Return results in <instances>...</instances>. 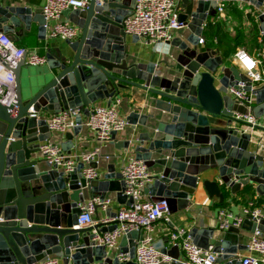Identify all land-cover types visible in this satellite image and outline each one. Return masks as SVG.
Segmentation results:
<instances>
[{
    "label": "water",
    "instance_id": "obj_1",
    "mask_svg": "<svg viewBox=\"0 0 264 264\" xmlns=\"http://www.w3.org/2000/svg\"><path fill=\"white\" fill-rule=\"evenodd\" d=\"M218 1L182 0L179 22L191 35L187 42L174 43L180 53L173 64L164 63L165 71L153 64L131 62L124 21L131 15L135 0H91L84 10L65 12L80 36L66 41L57 53L48 51L54 76L38 93L24 99L15 71L16 105L7 108L0 104V264H40L49 258L60 259L62 264H136L141 233L122 238V247L128 242L134 247L129 260L124 261L121 255L125 251L112 255L94 242L96 232H112L118 223L107 228L103 224L75 228L81 205L88 200L115 193L121 205L133 204L125 195L121 173L110 169L103 180L88 181L82 175L88 167L84 163L65 174L36 156L40 145L53 136L45 115L79 109L74 129L78 135L92 104L107 99L110 105L126 88L147 92L154 106L149 114L129 115L130 125L147 131L124 144L149 170L160 168L144 190L148 201L166 202L169 214L174 215L192 206L200 184L221 205L226 202V189L235 195L242 187L255 185L257 193L264 196V155L253 143L254 136L236 121V103L229 94L230 89L246 84L244 90L255 95L259 104L255 116L263 117L264 85L254 88L245 74L226 64L219 50L215 56L199 44ZM243 1L258 10L264 7V0ZM258 19L264 33V14ZM33 21L46 34L42 14L0 5V34L21 24L28 28ZM65 138L62 148L71 156L73 133H66ZM154 155L160 158L153 159ZM211 170L217 171L215 180H204V174ZM111 212L108 218L115 217ZM242 229L253 236L256 230L264 232V221L257 225L246 219ZM190 236L204 250L213 246L218 264H242L240 256L249 243L239 229L231 228L211 244L215 230L206 229L203 222L190 231ZM160 250L174 258L171 264H183L178 246Z\"/></svg>",
    "mask_w": 264,
    "mask_h": 264
},
{
    "label": "built area",
    "instance_id": "obj_2",
    "mask_svg": "<svg viewBox=\"0 0 264 264\" xmlns=\"http://www.w3.org/2000/svg\"><path fill=\"white\" fill-rule=\"evenodd\" d=\"M91 0H44L42 15L45 19L44 29L49 39L61 41H75L80 36V30L65 18L64 13L73 10H84ZM228 0H219L216 16L209 25L219 22H229L227 12ZM264 14V7L259 10ZM180 7L176 0H135V7L131 15L124 21V30L128 35L144 39L149 44H169L176 31L184 27L179 22ZM259 15V16H260ZM205 38H200L199 44L204 45ZM214 43H218L215 37ZM26 57L25 64L33 67L44 66L48 63L45 56L34 51L19 48L5 34H0V104L11 108L16 105V74L22 59ZM236 57L251 81L252 86L264 85V70L261 60H255L245 51H240ZM246 84H240L238 89H230L229 94L236 105L246 107V114L237 113L236 121L240 127L254 136V144L264 152V140L255 134L264 132V116L256 117L253 113L254 96L246 92ZM120 100L112 101L109 106L96 105L90 109V114L85 122L86 127L93 133L99 144L108 143L113 133L123 132L128 127V122L120 116ZM32 115H37L31 112ZM80 115L79 109L61 111L58 114L45 116L49 130L52 133L65 135L77 127L76 119ZM99 150L81 156L71 157L66 154L61 145L47 141L40 145L39 153L42 159L50 166L58 168L65 174L74 172L79 163L88 165L82 171L83 177L88 180H99L100 175L89 165L98 154ZM122 179L125 183V195L133 199L131 206H122L115 217L104 221L111 225L118 223V227L104 234H98L94 242L107 249H115L121 238L132 232L141 233L137 241L136 264H171L174 258L164 254L156 248L154 230L157 222L169 215L166 202L153 203L145 199L144 190L152 180V172L141 161L131 159L122 169ZM109 198H96L81 205L82 214L78 218L79 228L93 227V216L97 208L107 210L111 205ZM246 219L257 225L264 221V204L258 205L250 201L242 207L241 215L236 216L231 211L223 210L218 215V228L228 231L231 228L240 229ZM171 244L180 248V260L183 264H217L218 254L214 247L208 250L200 248L193 242L192 237L185 228H180L170 235ZM247 255L241 260L242 264H264V238L261 230H256L247 245ZM257 254V255H255ZM124 261L129 260L128 255H121ZM40 264H61L57 258H49Z\"/></svg>",
    "mask_w": 264,
    "mask_h": 264
},
{
    "label": "crops",
    "instance_id": "obj_3",
    "mask_svg": "<svg viewBox=\"0 0 264 264\" xmlns=\"http://www.w3.org/2000/svg\"><path fill=\"white\" fill-rule=\"evenodd\" d=\"M176 2L180 7L181 12L182 0H176ZM0 5L2 7L13 8L23 7L30 9L33 14L38 12L41 15L42 8L44 6V0H0ZM235 10L241 11L243 13L242 19L236 16ZM190 11L191 9L188 10V13ZM227 12L229 15V22H219L218 28L220 29V31L225 33L231 40L235 38L237 29L241 28L246 38L244 40V44L237 47L234 53H231L230 55L225 57L223 53L219 51V55L224 58V61L228 66L236 67L242 74H245V71L243 70L236 57V54L238 52L245 51L253 59L261 60L262 70H264V33H262L259 29V10L255 8L251 3L243 0H238L230 1V3L228 4ZM215 16L216 10L209 18V21H212ZM253 23L256 24V29H253ZM217 31V28H212L210 26L208 28H205L201 38H205L206 43L204 45H200L203 51L207 50L211 54H215V56L218 55L216 53L219 49V38L216 36ZM3 34H5L10 40H12L19 48L25 49L27 51L37 52L39 55L45 57H47L48 51L51 50L53 53H57L58 47L64 46L65 44L64 41L49 39L46 34L41 33V26L36 21H33L28 28L25 25L21 24L13 31H9ZM190 35V30L184 26L180 30L175 32L173 40L169 44L154 45L147 43L144 39H138L135 36L128 35L127 45L130 52L131 62L137 64H153L157 66V68H159L158 70L165 71L164 63L173 64L175 61L174 58L180 53L178 46L175 44L187 42V39ZM215 37L218 38L217 44L214 43ZM232 46H234V43H232ZM16 73L19 76L20 87L24 99H27L30 96L38 93L53 79L54 76V73L48 63L44 66L38 67H33L25 63H21V65L16 69ZM260 86H262V84L256 85L254 88H258ZM253 96L254 113V109L258 108L259 104L256 101V96ZM115 100H120L119 113L120 116L127 122V119L132 112H137L140 115H146L153 112L154 110V106L149 99V94L140 89L126 88L124 90H121L118 96L113 98L112 101ZM96 105L109 106V100L106 99L103 101H98L97 103L92 104L90 106V109ZM235 109L237 113L241 114H246L248 112L246 107L239 106L238 104L236 105ZM87 118L88 116H83L82 129L79 131L78 135L74 133V129L70 131V133H73L74 138V148L72 150L71 157L81 156L99 150L98 154L91 162L93 168L96 169V171L100 175L99 180H103L110 169H112L116 174L121 173L124 166L131 159H135V153L133 152V150L124 147L125 142L130 141L131 139H135L141 133H144L147 130L139 125H130L128 122V127L123 132L117 133L110 142L101 145L96 141L93 133L86 127L85 122ZM255 135L259 138H263L264 140V132H259ZM50 142L62 146V144L66 142L65 135L61 133H53ZM261 154L264 155V152L261 151ZM36 156L42 159L40 153H38ZM158 158H160V156L158 155H154L153 157V159ZM159 170L160 168L156 166L150 171L152 172V174H156ZM216 175L217 171L211 170L208 173L204 174L203 179L215 180ZM226 193L227 197L225 206H222L219 199H211L205 192L202 184H200L199 189L197 190L195 196H193L192 198V206L189 209L178 212L174 215L169 214L168 216H166V218H163L157 222L153 233L156 247H158L159 250L160 247L171 249L173 245L171 244L170 235L173 231L180 228H185L190 234V231L194 227L199 226L200 222L204 223L206 229L212 228L215 230V236L211 240L212 244L215 242L218 236L224 234V232L220 231L218 228V215L220 211H231L234 215L239 216L241 215L242 207L247 205L250 201H256L258 205L264 204V196H261L257 193L255 185L242 187L241 191L235 195L230 192V189H226ZM106 198H109L112 201L110 207L107 210L98 208L93 216L94 223L103 224L104 228L109 227L108 225L104 224V221L109 219L107 213L111 210V213L115 214L122 206H124L117 201L115 193H108ZM145 199L149 200L146 195ZM239 230L240 233L244 237H246L247 242H249L252 237V233L242 229V227ZM133 249L134 247L130 244V242L122 247L121 238L118 246L115 249L108 250L112 255H116L121 250H123L126 252V254L124 255L129 256ZM246 255L247 252H243L240 256V261ZM59 261L62 264V261L60 259Z\"/></svg>",
    "mask_w": 264,
    "mask_h": 264
},
{
    "label": "trees",
    "instance_id": "obj_4",
    "mask_svg": "<svg viewBox=\"0 0 264 264\" xmlns=\"http://www.w3.org/2000/svg\"><path fill=\"white\" fill-rule=\"evenodd\" d=\"M235 14L238 18L242 19L243 13L241 11L235 10ZM211 23V22H209ZM212 28H217L218 31L216 33V36L219 38V44H218V50L223 53L225 57L230 55L231 53H234L237 49V47L242 46L244 44L245 35L241 28L237 29V34L234 39H229L228 36L221 32L217 25H209ZM257 26L255 23H253V29H256ZM232 43H234V46H232ZM222 206H225V204H222Z\"/></svg>",
    "mask_w": 264,
    "mask_h": 264
}]
</instances>
